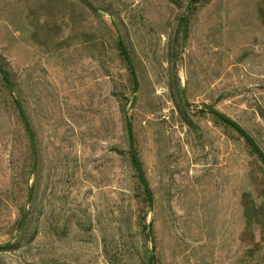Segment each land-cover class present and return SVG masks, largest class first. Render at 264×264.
I'll return each instance as SVG.
<instances>
[{
    "label": "rangeland",
    "instance_id": "obj_1",
    "mask_svg": "<svg viewBox=\"0 0 264 264\" xmlns=\"http://www.w3.org/2000/svg\"><path fill=\"white\" fill-rule=\"evenodd\" d=\"M87 1L0 0V264H261L264 0Z\"/></svg>",
    "mask_w": 264,
    "mask_h": 264
},
{
    "label": "water",
    "instance_id": "obj_2",
    "mask_svg": "<svg viewBox=\"0 0 264 264\" xmlns=\"http://www.w3.org/2000/svg\"><path fill=\"white\" fill-rule=\"evenodd\" d=\"M82 1L85 5H87L89 8H91L93 11L97 12L98 9H96L95 7H93L87 0H80ZM196 0H189L186 7H185V11H184V28H183V38L185 39L186 36V32H187V28H188V16H187V11L189 10L190 6L195 2ZM116 35L118 37V40L120 41V46L122 49V52L124 54V57L130 67L132 76L134 78L135 81V92L138 91L139 89V82H138V78L136 75V71L134 68V65L130 59V56L124 46V44L122 43L121 37H120V33L117 30L116 27H114ZM0 74L2 75V77L4 78V80L6 81L7 85H8V89H9V93L10 95L13 97L14 96V87L13 84L10 80V78L8 77V75L5 73V71L3 70V68L0 66ZM182 98H183V102L185 106H189L190 103L187 101L186 98V93L185 90H182ZM135 99V95L133 96V100ZM18 112L23 120V123L28 131V135H29V141L31 144V149H32V155H33V167H32V171L31 173L33 174V172L35 171L36 167H37V162H38V158H37V150H36V143H35V138H34V134L33 131L30 127L29 121L26 117V114L24 112V109L20 103V101L18 99L15 100ZM202 108L209 112L210 114L216 116L217 118H219L220 120H222L223 122H225L226 124L230 125L232 128H234L248 143L249 145L254 149V151L257 153V155L260 157V159L263 161L264 163V153L261 151V149L258 147V145L253 141V139L242 129V127H240V125H238L235 121H233L232 119H230L229 117L225 116L224 114H222L221 112H219L218 110H216L213 106H208V105H203ZM126 128H127V136H128V142H129V150L130 153L134 159V163L135 166L137 168L138 171V175L140 177V180L142 182V185L147 193L148 196V200H149V204H150V210L152 211L154 208V201H153V196L151 193V190L148 186V183L146 181V178L144 176L140 161L137 157V154L135 152L134 149V144H133V139H132V131H131V125H130V121H129V117H128V112L126 113ZM32 193H33V187H30V192H29V196H28V203L31 202L32 199ZM26 218V217H25ZM25 219L23 220L22 225L24 224ZM20 227V228H21ZM264 261L261 263L263 264ZM148 264H150V260L148 262Z\"/></svg>",
    "mask_w": 264,
    "mask_h": 264
},
{
    "label": "trees",
    "instance_id": "obj_3",
    "mask_svg": "<svg viewBox=\"0 0 264 264\" xmlns=\"http://www.w3.org/2000/svg\"><path fill=\"white\" fill-rule=\"evenodd\" d=\"M120 48H121V46H120ZM121 51H122V49H121ZM123 53V52H122ZM124 55V54H123ZM3 80H4V78H3ZM5 81V80H4ZM5 83H6V81H5ZM7 84V83H6ZM12 97V96H11ZM15 100L16 99H14V102H15ZM15 105H16V103H15ZM21 117V116H20ZM22 119V118H21ZM23 121V120H22ZM222 121V120H221ZM24 124V123H23ZM26 128V127H25ZM26 131H27V129H26ZM27 133H28V131H27ZM35 138V137H34ZM248 143V142H247ZM249 144V143H248ZM31 145V144H30ZM253 149V148H252ZM32 150V149H31ZM254 150V149H253ZM130 155H131V153H130ZM131 158H132V162L134 163V159H133V157H132V155H131ZM134 165H135V163H134ZM135 168H136V166H135ZM136 170H137V168H136ZM138 172V171H137ZM140 178V177H139ZM141 181V180H140ZM142 183V182H141ZM145 190V189H144ZM145 193H146V191H145ZM146 195H147V193H146ZM147 198H148V196H147ZM149 201V200H148Z\"/></svg>",
    "mask_w": 264,
    "mask_h": 264
}]
</instances>
